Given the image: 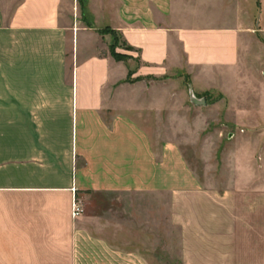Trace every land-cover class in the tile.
<instances>
[{"label":"crops","instance_id":"crops-1","mask_svg":"<svg viewBox=\"0 0 264 264\" xmlns=\"http://www.w3.org/2000/svg\"><path fill=\"white\" fill-rule=\"evenodd\" d=\"M256 10L0 0V264H172L138 226L86 208L123 192L148 195L164 233L178 229L179 264H264V118H251L264 117V92L246 89L264 83ZM104 28L132 47L117 48L127 59L112 56ZM223 109L235 125L227 149L198 153V173L182 145L197 147L201 117Z\"/></svg>","mask_w":264,"mask_h":264},{"label":"rangeland","instance_id":"rangeland-1","mask_svg":"<svg viewBox=\"0 0 264 264\" xmlns=\"http://www.w3.org/2000/svg\"><path fill=\"white\" fill-rule=\"evenodd\" d=\"M253 1L256 2V7H257L256 13H259L258 10H260L261 8H263L264 10V0H253ZM78 15H79V10H78ZM258 15L259 14H257V17H255V19L258 18ZM263 26H264V22H263ZM112 42H113V36L111 38L110 43ZM119 47L123 48L125 51L129 50L125 48L123 45H120ZM257 50L259 51L260 48ZM124 54L127 55V53ZM246 89L248 91H251L252 93H258V92L263 93L264 83L261 80L260 83L246 85ZM211 100L215 101L217 99L216 97H212ZM189 102L190 101L188 98L186 100V103L190 105ZM250 102L256 103L258 101L253 99ZM191 111L187 113L189 118L192 119L195 117L196 114L192 113ZM201 118L204 119V121H206L204 124L205 128L201 132L195 133L194 135L198 134L200 137L204 136V140L198 143L197 146L198 148L194 143L191 144L184 142L182 145L186 158L188 159L194 170L197 171L198 173H202V171L204 170V163L201 160L200 156H198V153L200 155L202 154L204 155V153L202 152L205 151L206 155L209 158H211V156L215 154L216 157L220 159L221 152H224L227 149L226 142L229 140L228 133L229 131H232L235 128V125H233V123H229L230 121L228 122L226 120L232 117H227L224 109L221 111L220 115L212 116L210 112H206ZM251 118L254 119L257 118L259 120H262L264 117L258 115ZM220 164H221L220 170L222 171L224 166L221 162ZM219 182H221L222 184L227 183V181L223 180V178L220 179ZM91 203L92 204H88L86 207L88 211L99 212L107 208L106 214L111 219L124 220L125 224H127V227L129 228L133 223L134 225L139 227L141 235H149L152 238L153 237L155 238L157 251H159V253L161 254H166L168 257L167 261H169V257H171L170 262L172 264H179L178 229H176L175 227H171V229H169L168 226H166L164 233L162 221L158 222L159 217H157V213H155L152 210V208H150L152 203L148 195L139 192L98 194L92 197ZM159 224L162 225V227L159 228L158 227ZM163 233L166 235L165 241H164Z\"/></svg>","mask_w":264,"mask_h":264},{"label":"trees","instance_id":"trees-1","mask_svg":"<svg viewBox=\"0 0 264 264\" xmlns=\"http://www.w3.org/2000/svg\"><path fill=\"white\" fill-rule=\"evenodd\" d=\"M81 0H79L80 2ZM101 33L105 34V33H110L113 36V42L110 44V52L112 54L113 57H115L117 60H125L129 57V55H126L124 53H121L119 51H117V48L120 45H124L125 48L131 50L132 47L130 45H127L125 42L121 43V38L120 35L111 28H104L102 30H100ZM131 75L132 72H129V76H128V81H131Z\"/></svg>","mask_w":264,"mask_h":264},{"label":"water","instance_id":"water-1","mask_svg":"<svg viewBox=\"0 0 264 264\" xmlns=\"http://www.w3.org/2000/svg\"><path fill=\"white\" fill-rule=\"evenodd\" d=\"M190 96H191V100L197 104H200V103H205V99L203 98H197L193 89H190Z\"/></svg>","mask_w":264,"mask_h":264},{"label":"built area","instance_id":"built-area-1","mask_svg":"<svg viewBox=\"0 0 264 264\" xmlns=\"http://www.w3.org/2000/svg\"><path fill=\"white\" fill-rule=\"evenodd\" d=\"M80 211H81V207L77 202H75L73 205V215L76 216L77 214L80 213Z\"/></svg>","mask_w":264,"mask_h":264}]
</instances>
